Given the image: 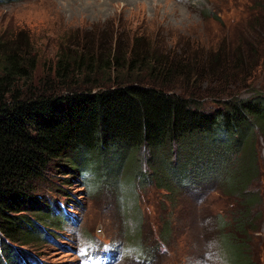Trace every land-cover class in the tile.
Instances as JSON below:
<instances>
[{
  "label": "trees",
  "instance_id": "1",
  "mask_svg": "<svg viewBox=\"0 0 264 264\" xmlns=\"http://www.w3.org/2000/svg\"><path fill=\"white\" fill-rule=\"evenodd\" d=\"M21 42L26 41L0 38V264L14 261L8 246L33 242L45 231L41 221L47 215L61 220L52 213V206L58 208L54 197L61 196L44 192L46 173L56 159L66 160L63 174L88 170L99 183L120 176L131 193V175L118 174L122 166L130 167L133 177L165 183L170 199L171 187L226 168L223 183L242 197L237 203L242 209L235 211L230 232L219 225L220 241L229 264H254L248 240L261 204L252 182L258 173L255 130L264 144V82L260 90L250 83L255 59L248 53L250 44L239 42L242 48L237 44L231 63L219 56L223 45L206 55L197 51L192 62L124 48L125 56L118 46L95 58L88 51L61 50L50 68L53 76L38 86L29 80L36 56ZM246 58L245 66L241 60ZM102 69L110 74L98 77ZM209 73L212 78L235 75L252 94L219 99L224 90L212 91L214 104H204L196 97V83L204 76L211 79ZM233 152L238 154L230 160Z\"/></svg>",
  "mask_w": 264,
  "mask_h": 264
},
{
  "label": "rangeland",
  "instance_id": "2",
  "mask_svg": "<svg viewBox=\"0 0 264 264\" xmlns=\"http://www.w3.org/2000/svg\"><path fill=\"white\" fill-rule=\"evenodd\" d=\"M4 37L26 41L20 46L36 56L29 82L38 86L44 77L53 76L50 68L61 50L88 51L95 58L118 46L125 56V49L147 51L148 56L158 51L192 62L197 51L206 55L223 45L219 56L231 63L237 44L242 48L239 42L250 44L248 53L255 56L252 88L260 90L264 82V0H0V38ZM241 62L246 66L247 58ZM99 72L98 77L110 74L106 69ZM219 75L212 78L209 73L211 79L204 76L197 81L198 101L212 106L217 99L212 91L219 90H224L217 95L219 99L233 93L239 98L252 94L235 75ZM254 136L258 173L252 184L258 185L262 203L256 207L259 219L248 243L253 263L264 264V144L258 130ZM237 154L233 152L230 160ZM65 163L56 159L50 164L46 173L49 183L44 188L46 196H61L54 197L59 207L54 214L61 220L47 215L41 221L45 231L36 240L13 243L9 252L20 253L22 249L45 264H78L84 257L87 264H229L218 225L219 220L227 221L224 231L230 232L235 211L242 209L237 205L242 197L231 194L235 188L220 192L233 200L218 203L220 199L213 198L223 195L212 192L203 204L194 206L183 193H174L169 200L165 183L157 185L150 177H133L130 167L120 166L118 174L131 175V193L125 192L128 182L124 179L120 184V176L102 178L99 183L88 170L63 174ZM198 169L195 165L194 172ZM139 170L144 173L147 168L141 163ZM255 187L247 189L252 192ZM42 188L40 185L39 190ZM179 188L185 190L182 183L176 190ZM206 203L212 204L213 211L203 210ZM166 224L170 231L163 235ZM202 249L205 263L199 260Z\"/></svg>",
  "mask_w": 264,
  "mask_h": 264
}]
</instances>
